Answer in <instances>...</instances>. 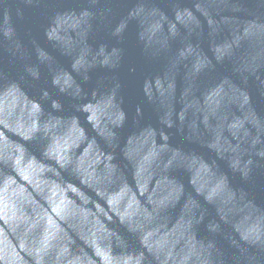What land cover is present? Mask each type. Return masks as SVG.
I'll return each mask as SVG.
<instances>
[{"label": "clouds", "instance_id": "1", "mask_svg": "<svg viewBox=\"0 0 264 264\" xmlns=\"http://www.w3.org/2000/svg\"><path fill=\"white\" fill-rule=\"evenodd\" d=\"M12 3L0 264H264V0Z\"/></svg>", "mask_w": 264, "mask_h": 264}, {"label": "water", "instance_id": "2", "mask_svg": "<svg viewBox=\"0 0 264 264\" xmlns=\"http://www.w3.org/2000/svg\"><path fill=\"white\" fill-rule=\"evenodd\" d=\"M16 6L17 5L15 3L7 5L6 7H8L10 10L7 13H5L3 10H0V17H3L5 14H7L9 17L14 19ZM85 107H87V105ZM4 134L7 135V132L5 131ZM69 134H71V130L69 131ZM130 150L133 152H136L138 150V145L133 144ZM206 155L211 156L210 153H206ZM199 165H200V161L197 158H192L191 160L187 162V166L194 173L198 171ZM144 179H145L146 189H152V190H155L158 186L160 187L161 190H163L164 186L166 185V182L168 181V177L161 176L157 180L154 174L150 175L147 173L145 174ZM261 183H264V176L260 175L259 173H255L253 176L252 183L250 185V191L252 195L255 197V199L257 200V202L264 201V193H261L259 191V185ZM48 221H49L48 227L52 228L53 231H55L56 229L63 228L61 221L53 215H49ZM0 223H2V221H0ZM10 242H13V241L10 240Z\"/></svg>", "mask_w": 264, "mask_h": 264}]
</instances>
